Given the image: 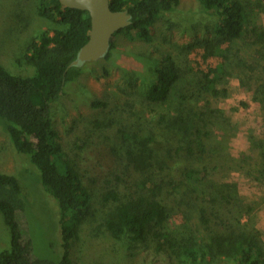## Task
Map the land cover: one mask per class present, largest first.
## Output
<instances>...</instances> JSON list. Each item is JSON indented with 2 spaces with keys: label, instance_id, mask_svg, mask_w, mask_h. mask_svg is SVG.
<instances>
[{
  "label": "trees",
  "instance_id": "1",
  "mask_svg": "<svg viewBox=\"0 0 264 264\" xmlns=\"http://www.w3.org/2000/svg\"><path fill=\"white\" fill-rule=\"evenodd\" d=\"M198 1L199 7L186 13L194 42L186 47L185 58L199 49L202 57L217 63L189 72L187 64L167 54L163 67L153 65L144 95L151 108L172 101L173 109L157 110L122 128L115 121H96L71 155L59 143L54 107L62 105L69 87L80 84L86 65L117 59L121 36L152 43L154 24L181 13L182 0H110L113 11L129 12L131 25L115 34L105 58L81 66L70 67L90 39L87 12L66 8L60 0H36L35 15L48 28L24 44L20 30L7 31V39L16 41L15 52L10 49L16 63L29 65L33 73L18 76L0 64V131L17 165L31 170L35 177L30 180L36 181L30 185L26 176L0 170V213L11 235L0 264H74L82 220L97 214L105 216L102 227L116 244L115 251L105 252L111 256L130 236L134 244L153 248L155 256L178 264H264V239L256 220L264 199L240 203L234 190L221 184L228 160L243 161L225 153L217 132L229 119L210 102L226 97L220 87L229 77L227 54L233 46L246 44L253 56L238 58L248 79L242 84L264 116V29L252 20L255 9L264 11V0ZM6 42L10 48L12 40ZM108 75L106 69L104 76ZM91 107L106 109L109 104L94 101ZM114 128L117 134L111 137L107 132ZM252 146L258 153L253 167L264 178V135L252 137ZM48 197L62 235L60 255L57 243L53 246L57 260L36 254L30 220L38 214L37 198L50 205Z\"/></svg>",
  "mask_w": 264,
  "mask_h": 264
},
{
  "label": "rangeland",
  "instance_id": "2",
  "mask_svg": "<svg viewBox=\"0 0 264 264\" xmlns=\"http://www.w3.org/2000/svg\"><path fill=\"white\" fill-rule=\"evenodd\" d=\"M35 6L36 0H4L0 4L2 8L0 64L18 76H30L33 69L29 65L16 63V56L13 53L17 47L16 41L13 38L7 39L6 35L10 29H18L21 32L20 40L24 44L23 40L26 38L46 30L47 24L35 15ZM197 7H199L198 0H182L181 13L170 15L165 20L154 24L151 30L152 43L147 44L139 40L132 42L125 36H121L118 40L120 55L112 64L102 62L86 65L87 71L80 80V84L69 87L67 96L62 99V105L54 107L55 129L60 137L59 143L66 154L74 153L73 150L82 143L87 130L92 128V124L96 121L98 123L99 121H115L117 127L122 128L123 125H129L137 118L142 120L152 116L157 110L166 112L173 109L172 101H169L166 106L151 108L146 103L144 95L151 83L149 74L152 72L153 65L163 67L167 54L175 56L181 64H187L189 72L205 70L207 66L217 63L218 60L215 58L207 60L206 57H202L203 52L199 49L193 50L188 55L189 58H185L186 47L194 42L188 28L191 17L186 13L195 11ZM252 20L254 26L264 29V11L255 9ZM172 23H174L173 26ZM200 33L202 32L200 31L198 35L202 37L203 34ZM16 34L18 32H15ZM14 37L18 38V36ZM9 39L12 40L10 48L6 42ZM11 48L13 52L10 51ZM252 54V50L246 44L233 46L231 52L227 54L229 77L220 87L227 92V95L210 99L212 107L222 110L225 117L229 119L226 128L217 132L219 142L223 143L225 153L231 159L243 161L237 164L230 163L231 160H228V166L220 175V182L231 187L238 201L244 204L261 203L264 199V178L253 167V160L257 158L258 153L252 146V137L260 139L264 135V116L261 106L254 102L252 93L244 87V83L242 84V80L247 82L248 79L243 69H239L238 66V58H251ZM106 69L109 71L108 76H104ZM192 74L193 72L189 74V78H192ZM94 101L108 102L109 107L92 108L91 103ZM174 102H177V98H174ZM132 112L136 114L135 117L132 116ZM97 127L100 129L99 126ZM117 130L109 129L107 134L114 137ZM249 157L251 160L248 159ZM0 170L26 176L30 185L36 181L30 180L31 177H35L31 170L25 171L23 167L17 165L2 131H0ZM18 178L24 184L22 178ZM26 195L31 198L28 190ZM47 199L50 205L37 198L35 211L38 214L30 215L33 240L36 254L40 258L57 260L60 256L53 257L55 248L53 246L57 243L58 255H60L62 235L61 230L59 231V219L55 216L54 202L49 197ZM95 209L98 207L95 206ZM256 216L258 229L264 239V205ZM104 217L103 214H97L96 218L90 215L89 218L82 220L79 227V241L73 256L74 264H99L103 261L114 264H178L176 260L155 256L153 248L134 244L130 236L125 239V242L119 244L117 254L114 256L105 254L107 251H115L116 244L107 230L102 227ZM10 242V231L0 213V253L10 248Z\"/></svg>",
  "mask_w": 264,
  "mask_h": 264
},
{
  "label": "water",
  "instance_id": "3",
  "mask_svg": "<svg viewBox=\"0 0 264 264\" xmlns=\"http://www.w3.org/2000/svg\"><path fill=\"white\" fill-rule=\"evenodd\" d=\"M66 8L87 12L92 29L88 43L81 49L78 59L70 67L97 62L106 57L111 49L113 37L131 25L127 10L113 11L110 0H60Z\"/></svg>",
  "mask_w": 264,
  "mask_h": 264
}]
</instances>
